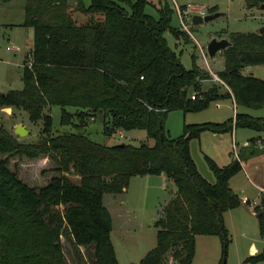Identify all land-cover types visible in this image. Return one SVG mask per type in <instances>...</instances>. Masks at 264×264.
<instances>
[{
	"label": "trees",
	"instance_id": "1",
	"mask_svg": "<svg viewBox=\"0 0 264 264\" xmlns=\"http://www.w3.org/2000/svg\"><path fill=\"white\" fill-rule=\"evenodd\" d=\"M2 1V0H0ZM260 6L264 0H245ZM151 0H23L22 24L33 29L32 48L23 65L20 89L0 91L2 107L27 111L42 129L36 141H23L0 124V264H68L61 235L66 227L75 246L90 252L89 264H117L109 230L111 217L105 194L124 192L131 175L163 173L173 193L154 221L156 241L138 263L191 264L197 234H218L228 241L222 212L242 202L229 178L241 168L239 158L218 165L207 154L214 181L207 180L189 152V140L204 128L221 132L233 126L264 130V117L236 112L223 122L184 123L182 133L169 137L164 118L171 109L184 113L205 108L210 101L231 97L235 104L264 106L262 77L243 73L247 65L264 68L263 31H230L221 50L218 75L227 84L212 83L201 89L206 70L196 63L184 66L167 42L164 31L189 41L190 35L171 25L174 7L158 0L157 15L145 11ZM123 3L124 5L120 4ZM213 12L209 10V13ZM192 86L200 94H187ZM52 105L60 106V122L75 130L52 133ZM71 107L73 111L69 110ZM100 114L102 130L143 128L150 142L92 140L85 117ZM29 158L46 155L57 164L59 175L35 187L8 166L9 155ZM66 172L79 175L72 181ZM264 238V192L254 205ZM264 259L260 251L244 262Z\"/></svg>",
	"mask_w": 264,
	"mask_h": 264
},
{
	"label": "rangeland",
	"instance_id": "2",
	"mask_svg": "<svg viewBox=\"0 0 264 264\" xmlns=\"http://www.w3.org/2000/svg\"><path fill=\"white\" fill-rule=\"evenodd\" d=\"M88 5L90 0H82ZM117 1V0H115ZM179 3L186 0H177ZM202 2L209 10L219 12V15L208 20L193 24L190 31L196 38L185 41L182 36L174 37L169 31H164L168 44L179 52V57L184 66L191 65V53L196 55L195 61L202 66V55L200 49L206 50L207 42L217 36L218 32L226 35L230 31H259L264 26V9L259 6H248L245 0H196ZM172 7V0H167ZM158 0H151L145 6V11L154 16L157 15ZM124 5L123 3H120ZM212 13V12H211ZM23 0H2L0 1V91L23 86L21 78L23 65L28 60V54L32 48L33 29L31 26L22 24ZM171 25L178 26V18L173 11ZM210 66L218 70L223 64L221 51L213 56L207 54ZM204 69V68H202ZM243 73H250L262 77L264 68L262 64L247 65L242 69ZM214 81L208 78L201 81V89H206ZM194 88L190 86L187 94L191 96ZM8 107V106H5ZM2 107L1 109H3ZM10 112H0V124L9 131H14V123H21L27 133L16 135L23 141H36L42 129L40 120L33 121L28 117L26 110L12 107ZM69 110L73 111L71 107ZM60 106L52 105L49 113L52 118V133L75 130L73 122L78 118L73 116L72 123L60 122ZM236 112H247L255 117H264V106L249 107L242 104H235L231 97H225L210 101L209 104L200 110L186 111L178 108L171 109L164 118V130L169 137H176L182 133L184 123L201 122H223L233 118ZM103 121L100 114L88 115L85 117V129L88 136L97 142L110 144L112 142L126 141L139 144L142 141L150 142L146 130L133 128L123 130L125 136L116 133L107 135L102 130ZM259 131L245 126H235L221 132L210 128H204L197 137L189 140V152L196 167L201 174L209 181H214L215 176L211 170L206 154L218 165L229 162L238 154L240 144L244 139L256 135ZM235 144V147H233ZM5 157L6 154H1ZM8 166L15 171L20 179L31 186L39 187L49 181L53 175H59L56 162L40 155L36 158H29L20 154L9 155ZM68 177L79 181V175L73 172H66ZM251 178L257 180L254 175ZM232 190L237 192L240 186L241 193L247 194L250 203H258V191L253 182L247 177L242 168L229 178ZM126 191L115 195L105 194L103 201L109 210L111 217L110 238L114 246L117 264L138 263L142 255L154 246L156 241L157 227L154 221L162 214V208L166 200L171 196L173 186L169 182L162 184L159 174H134L129 178ZM239 195V193H238ZM123 197L122 204L119 198ZM240 196V195H239ZM113 197V198H112ZM241 197V196H240ZM168 201V200H167ZM250 203L226 209L222 212L224 227L227 231L228 241L226 243L225 264H264V259L255 263L244 262V259L256 251H260L264 245V238L261 237L258 228L255 210ZM65 258L68 264H89L90 252L83 245L75 246L72 237L66 227L61 235ZM195 253L191 264H220L223 254V243L218 234H197L195 236ZM253 242L258 249L250 251L249 243ZM167 264H174L171 258Z\"/></svg>",
	"mask_w": 264,
	"mask_h": 264
},
{
	"label": "crops",
	"instance_id": "3",
	"mask_svg": "<svg viewBox=\"0 0 264 264\" xmlns=\"http://www.w3.org/2000/svg\"><path fill=\"white\" fill-rule=\"evenodd\" d=\"M216 37L219 38V36H216ZM221 37H225V36H221ZM218 51H221V50H218ZM207 79H208L207 77H204L201 79V81L203 82L204 80L206 81ZM5 109L7 112L8 111L10 112L11 110H13V108L11 106L4 107L2 110H5ZM16 123H14V126ZM11 132L14 133L15 135H18L13 130ZM239 158H240V162H241V168L247 174V177L256 186V189L259 193L258 198H260L261 193L264 192V130L259 131L256 135H252L249 138L244 139L242 141V143L240 144V148H239ZM224 164H226V163H224ZM159 175L161 176L162 184L167 185V183L169 182L170 184H172L173 190H174V185H173L172 180L167 178L163 173H160ZM251 175H254V177L257 180H254L253 178H251ZM126 189L127 188H125L124 191H126ZM173 190H172V193H173ZM242 191H243V187L240 186L237 190V193H239L241 198L243 196H245L247 198L246 201L242 200V203H244V204L250 203L249 196L247 194L241 193ZM111 195H114V194H111ZM167 200H166V202H167ZM119 201H120V204H122V201H123L122 196L119 198ZM255 204H256L255 202H254V204L250 203V207H252L253 210H254ZM249 247H250L251 252H254L256 249H258L257 246L253 242L249 243Z\"/></svg>",
	"mask_w": 264,
	"mask_h": 264
},
{
	"label": "built area",
	"instance_id": "4",
	"mask_svg": "<svg viewBox=\"0 0 264 264\" xmlns=\"http://www.w3.org/2000/svg\"><path fill=\"white\" fill-rule=\"evenodd\" d=\"M173 7L175 14L178 18V27L184 31H186L190 37L193 40H196L192 32L190 31L191 25L194 23L192 22V16L194 14H199V15H204L207 13L206 11V6L199 1L196 0H187L185 2L179 3L177 0H172ZM201 55H202V68L207 71L208 73V78L210 80L212 79L214 83H219L224 85L227 89L228 86L227 84L223 81V79L218 75L217 70L213 69L210 66V63L207 58V51L203 50L202 48L200 49ZM200 94L198 89H195L194 92L191 94V97H194L196 95ZM118 134L119 136H125L123 129H118ZM233 147H235V144H233ZM235 158H238V154L236 153ZM243 201H246L247 198L245 196L242 197Z\"/></svg>",
	"mask_w": 264,
	"mask_h": 264
},
{
	"label": "water",
	"instance_id": "5",
	"mask_svg": "<svg viewBox=\"0 0 264 264\" xmlns=\"http://www.w3.org/2000/svg\"><path fill=\"white\" fill-rule=\"evenodd\" d=\"M259 7L264 9V4H261ZM217 15H219V12H217V11H214L212 13H206L204 15L194 14L192 16V22L194 24H197V23H200L202 21H208V20L216 17ZM263 29H264V26H262L259 31H263ZM228 44H229V40L226 37L217 38L215 36V37H212L207 42L206 51H207L209 56H213L215 54V52H217L218 50L224 49ZM80 131L84 132L85 128H81ZM14 132L18 135H24L25 133H27V129L21 123H16L15 128H14ZM259 214L260 213L257 212V213H255V216L258 217ZM225 259H226V241L224 240V242H223V254H222V259H221L220 264H225Z\"/></svg>",
	"mask_w": 264,
	"mask_h": 264
}]
</instances>
